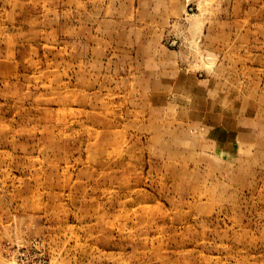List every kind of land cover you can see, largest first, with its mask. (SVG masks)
<instances>
[{"label": "rangeland", "instance_id": "1", "mask_svg": "<svg viewBox=\"0 0 264 264\" xmlns=\"http://www.w3.org/2000/svg\"><path fill=\"white\" fill-rule=\"evenodd\" d=\"M0 264H264V0H0Z\"/></svg>", "mask_w": 264, "mask_h": 264}, {"label": "bare ground", "instance_id": "2", "mask_svg": "<svg viewBox=\"0 0 264 264\" xmlns=\"http://www.w3.org/2000/svg\"><path fill=\"white\" fill-rule=\"evenodd\" d=\"M195 96V95H194Z\"/></svg>", "mask_w": 264, "mask_h": 264}]
</instances>
